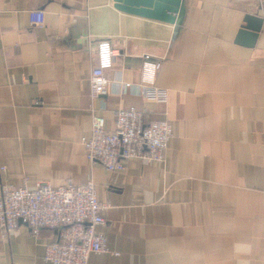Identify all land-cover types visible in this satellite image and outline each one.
<instances>
[{"label":"crops","instance_id":"0c3cea01","mask_svg":"<svg viewBox=\"0 0 264 264\" xmlns=\"http://www.w3.org/2000/svg\"><path fill=\"white\" fill-rule=\"evenodd\" d=\"M38 8L42 26L30 20ZM247 14L264 19V0H184L175 23L114 0H0V192L95 182L108 248L89 264H264V24L254 46L236 43ZM103 40L118 88L93 97ZM145 53L166 101L122 84L140 83ZM132 106L170 121L165 161L127 160L122 171L90 162L94 114L114 131L115 112ZM55 239L21 222L0 234V264H52Z\"/></svg>","mask_w":264,"mask_h":264},{"label":"built area","instance_id":"2783aa9c","mask_svg":"<svg viewBox=\"0 0 264 264\" xmlns=\"http://www.w3.org/2000/svg\"><path fill=\"white\" fill-rule=\"evenodd\" d=\"M30 20L34 26L45 24V11L33 9ZM109 40L97 45V58L93 67L90 88L93 97L115 93L116 81L107 76L115 57ZM159 62L151 54L143 55L139 84L123 82L124 88L136 89L144 97L166 101L167 92L155 85ZM172 125L167 119L145 120V112L132 106L115 112V130L106 129V118L94 114L91 136L84 139L86 156L110 171H122L127 160L163 162L172 138ZM5 168L2 167V170ZM106 206L98 200L96 184L89 181L76 185L72 182L54 188L39 182L34 188L27 184L19 188L3 186L0 192V234L7 238L21 223H25L35 236L44 228L56 231V239L47 244L44 259L52 264H89L94 253L107 250V238L98 230L106 225Z\"/></svg>","mask_w":264,"mask_h":264},{"label":"water","instance_id":"95a60500","mask_svg":"<svg viewBox=\"0 0 264 264\" xmlns=\"http://www.w3.org/2000/svg\"><path fill=\"white\" fill-rule=\"evenodd\" d=\"M114 5L117 9L130 14L175 23L177 14L183 9L184 0H114ZM263 24V18L247 14L238 32L236 43L254 46Z\"/></svg>","mask_w":264,"mask_h":264}]
</instances>
